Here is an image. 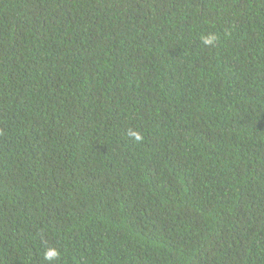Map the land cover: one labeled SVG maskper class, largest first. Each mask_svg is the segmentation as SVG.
<instances>
[{
  "label": "trees",
  "instance_id": "1",
  "mask_svg": "<svg viewBox=\"0 0 264 264\" xmlns=\"http://www.w3.org/2000/svg\"><path fill=\"white\" fill-rule=\"evenodd\" d=\"M0 264H264V0H0Z\"/></svg>",
  "mask_w": 264,
  "mask_h": 264
},
{
  "label": "clouds",
  "instance_id": "2",
  "mask_svg": "<svg viewBox=\"0 0 264 264\" xmlns=\"http://www.w3.org/2000/svg\"><path fill=\"white\" fill-rule=\"evenodd\" d=\"M215 39V37H208L204 40V43L205 44H211L213 42V40ZM133 135L136 136V139L139 140L140 137L139 135L135 134V133H132ZM57 253L55 250H49L47 253H46V259L51 261L52 259H54L56 257Z\"/></svg>",
  "mask_w": 264,
  "mask_h": 264
}]
</instances>
